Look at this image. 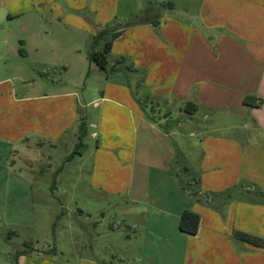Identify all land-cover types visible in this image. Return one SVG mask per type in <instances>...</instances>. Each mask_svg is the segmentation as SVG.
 <instances>
[{
	"label": "crops",
	"instance_id": "obj_1",
	"mask_svg": "<svg viewBox=\"0 0 264 264\" xmlns=\"http://www.w3.org/2000/svg\"><path fill=\"white\" fill-rule=\"evenodd\" d=\"M152 3L139 23L121 0H0V179L27 199L33 180L15 155L31 165L38 147L48 169L72 143L68 161L88 167L89 190L132 203L121 214L136 264H264V247L238 234L264 239V101L244 102L264 100V0ZM127 22L106 75L89 45ZM59 66L81 76L23 85ZM184 210L200 215L196 234L180 229ZM72 264L109 263L80 254Z\"/></svg>",
	"mask_w": 264,
	"mask_h": 264
},
{
	"label": "rangeland",
	"instance_id": "obj_2",
	"mask_svg": "<svg viewBox=\"0 0 264 264\" xmlns=\"http://www.w3.org/2000/svg\"><path fill=\"white\" fill-rule=\"evenodd\" d=\"M152 1L121 0V9L129 4L136 12L134 15H140L144 12L142 6ZM157 1L166 4L167 0ZM83 53L82 57L86 58L85 48ZM88 73L89 69L85 76ZM26 75L23 85L28 87L36 85L34 78L52 83L65 80L67 76L79 78L81 73L66 72L59 66ZM84 80L81 81L83 88ZM176 140L178 144V138ZM180 145L187 146V143L180 142ZM72 147V143L59 146L53 166L48 169L39 159L38 147L29 153L35 156L31 165L24 160L23 152L15 155L14 168L33 180L27 199L19 193L22 184L10 185L0 179V264H72L80 254L102 258L109 264H136L126 252L125 236L129 229L121 214L132 203L125 198L100 199L98 193L90 191L88 167L79 170V156L68 161ZM0 172L5 176V169L1 168ZM9 187L14 189L11 194L7 193ZM80 208L90 215L81 214ZM24 249L30 251L28 261L24 258L26 253H21Z\"/></svg>",
	"mask_w": 264,
	"mask_h": 264
},
{
	"label": "trees",
	"instance_id": "obj_3",
	"mask_svg": "<svg viewBox=\"0 0 264 264\" xmlns=\"http://www.w3.org/2000/svg\"><path fill=\"white\" fill-rule=\"evenodd\" d=\"M153 9V3L150 2L149 6L144 10V12L140 15H137L135 17L134 22H144L148 19L150 16V12ZM131 22H127L124 24L123 29H117L115 26H105L101 29H99L96 33V35L93 37L89 48L87 57L89 61H93L97 64L99 70L104 72L106 75L111 73L115 70L114 66L109 65V54L113 45L114 39L121 37L125 33V27L129 26ZM101 39H105L104 46L102 48H98V43ZM263 98L259 97L257 95L247 94L244 97V102L247 105L252 106H259L263 104ZM148 116L150 119L154 120L155 117L152 115L151 112L148 113ZM80 143L79 148L75 149V152H79L81 148H84L86 146L84 139V134L86 132V123L84 119L82 118L80 127ZM199 224H200V215L192 210H184L180 216L179 219V227L181 230L188 232L190 234H196L199 230ZM240 237L248 241L250 243H253L257 246H263L264 247V239L255 237L253 235L247 234V233H238ZM29 250L24 249L21 251L22 254L27 253Z\"/></svg>",
	"mask_w": 264,
	"mask_h": 264
}]
</instances>
